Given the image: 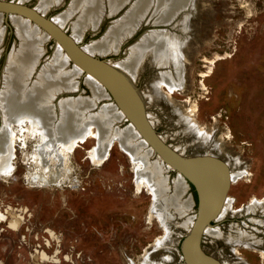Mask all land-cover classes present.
<instances>
[{
  "label": "rangeland",
  "instance_id": "rangeland-1",
  "mask_svg": "<svg viewBox=\"0 0 264 264\" xmlns=\"http://www.w3.org/2000/svg\"><path fill=\"white\" fill-rule=\"evenodd\" d=\"M39 1L25 4L35 7ZM71 1L52 6L46 16L64 13ZM125 11L104 15L97 31L85 30L81 44L101 41ZM154 14L143 22H154ZM12 15L5 12L0 20V79L17 41ZM179 19V25L178 20L170 26L144 23L104 58H125L151 30L180 38V87L170 92L158 78L160 69L148 61L139 69L136 86L154 130L168 145L185 155L210 153L230 166L226 213L209 226L218 235L204 232L199 247L223 264H264V206L249 209L254 201L264 202V0H192ZM74 20L65 27L68 34ZM54 45L53 39L43 45L41 62L54 57ZM77 77L76 93L69 96L91 98V89ZM28 130L25 126L17 133L11 173L0 174V264H186L181 242L187 218L169 212L164 220L154 212L163 202L146 186L138 187L137 162L117 141L98 164L92 158L97 139L91 135L69 151L71 174L62 182L33 183L28 176L38 171L34 155L41 139L26 135L23 141ZM166 175L171 185L177 174L170 170ZM188 183L183 196L192 195L190 214L195 216L199 193ZM239 232L260 242L236 240Z\"/></svg>",
  "mask_w": 264,
  "mask_h": 264
},
{
  "label": "bare ground",
  "instance_id": "bare-ground-1",
  "mask_svg": "<svg viewBox=\"0 0 264 264\" xmlns=\"http://www.w3.org/2000/svg\"><path fill=\"white\" fill-rule=\"evenodd\" d=\"M15 1L24 4L26 0ZM62 2L63 0H40L34 8L46 16V12L52 6H58ZM191 2L192 0H72L64 13H59L51 19L65 30L71 18H74L72 33L69 34L81 44L85 30L89 28L97 31L104 15L110 16L120 9H126L122 18L113 21L117 24L106 31L105 37L102 40L100 38L101 41L82 46L90 55L105 57L108 53L119 49L140 28L145 15L154 14L155 8L158 18L152 22L154 25L159 23L170 26L177 20L179 25L182 11L188 9ZM107 7L109 13L105 11ZM4 14L5 12L0 10V20ZM11 14H13L12 21L18 26L16 31L20 43L13 46L9 52L0 82L2 122L0 174L11 173L14 141L17 140L18 132L25 131V126H28L29 130L24 134L23 141L26 140V135L39 136L41 139L37 154L34 155L38 171L28 176L33 183L52 184L62 182L68 177L71 174L68 154L77 142L86 140L91 135L96 137L97 146L92 151V158L99 164L105 158L112 143L117 141L135 161L134 163L137 162L135 181L138 187L146 186L155 199L163 202L154 207V212L158 211L164 220L169 212H177L187 218L183 223L185 227H182L189 230L195 223L196 214L195 216L190 214L193 208L192 197L183 196L187 190L185 177L176 173V178L171 185L169 184L166 175L170 172L169 166L154 155L153 148L140 135L137 128L128 122L124 127H120V124L125 122V114L113 101L105 85L111 86L118 95H121V103L125 108L137 111L130 94L126 93L124 87L117 86L118 83L112 86L114 79L105 70H103L105 82L87 75L76 58L71 55L69 48L59 43L53 48L54 57L41 62L43 45L52 39L51 35L30 17L18 12ZM1 24L0 46L4 40V28ZM131 50L127 52L125 58L110 61L135 81L139 69L148 61L160 69L158 78L170 92L180 87L182 53L178 36L162 30H151L144 33ZM214 61L210 60L209 63ZM69 65H72V69L68 67ZM171 65L174 67V72L171 71ZM76 75L83 78L91 89V98L69 96L76 93L74 82ZM201 75L205 77L209 74ZM99 100H107L109 104L100 105ZM189 167L194 173L202 195L201 213L203 216L207 215L216 206L224 183V171L220 166L208 161L192 163ZM235 176L236 174L233 177ZM258 206H264V202L254 201L249 209L254 210ZM226 209L222 207L218 219L222 218ZM204 232L218 235L219 231L208 226ZM247 236L248 234L239 232L236 240H243ZM188 259L190 264H213L201 259L193 245H190Z\"/></svg>",
  "mask_w": 264,
  "mask_h": 264
},
{
  "label": "water",
  "instance_id": "water-1",
  "mask_svg": "<svg viewBox=\"0 0 264 264\" xmlns=\"http://www.w3.org/2000/svg\"><path fill=\"white\" fill-rule=\"evenodd\" d=\"M0 10L6 13L18 12L30 17L32 20H34L40 26H42L51 35V38L54 40L55 43L54 46H56L57 43H59L61 46H66L69 48L71 55L76 58L77 62L80 64V66L83 67L84 72L87 75L89 74L97 78V80L105 82L106 77L103 73V70H105L114 79L112 86H116V83H118L119 85L117 86L124 87L126 93L130 94L131 98L133 99V102L137 107V111H133L128 107L125 108L121 103L122 100L121 95H118L114 91V88H112L111 86L105 85L113 101L117 103V105L120 106V108L123 110L125 114V122H128V124H131L132 126L136 127L137 130L140 132V135L153 148L154 155L161 158L163 162L169 166V169L171 171H175L177 174H181L182 176L185 177L187 181L193 183V185L195 186V188L199 193L200 205H199V210L196 214L195 223L192 225V227L189 230L186 229L187 234L185 235L184 239L181 242V250L184 261L186 262V264H190V261L188 259L189 250H190V245H193L195 246L196 252L201 259L207 262H211L213 264H223L217 258L209 254H206L199 247V242L201 240L202 234L204 233V230L208 226H212L211 221L218 220L222 207L226 203L227 192L232 181L229 164L221 160L220 158L211 155L210 153H206L203 155H192V156L185 155L184 151H178L176 148H172L170 145H168L165 142V140L162 137H160L154 130L153 124L149 120V116L146 111L145 96H143L140 89L136 86V81L133 80L126 72L121 70L119 67L115 66L114 63L104 58L103 56H95L88 54V52H86L84 48H82L83 46L82 44L77 43L72 38V36L66 32V30L60 28L56 23H54V21L50 17L41 14L32 6H29L25 3L24 4L18 3L15 0H0ZM144 23L154 25L149 21L142 22V25ZM16 37L18 41L17 34ZM130 38H128L126 41H128ZM17 41L14 43V45L17 44ZM128 49L126 51H128ZM3 70H2L1 78L3 75ZM83 84L89 89V87L85 83ZM0 117H1V110H0ZM204 161L215 163L216 165L220 166L224 171L225 178H224L222 190L218 196L216 206L213 209H211L207 215L203 216L201 213L202 195L197 185L194 173L192 172L189 166L192 163H200Z\"/></svg>",
  "mask_w": 264,
  "mask_h": 264
},
{
  "label": "flooded vegetation",
  "instance_id": "flooded-vegetation-1",
  "mask_svg": "<svg viewBox=\"0 0 264 264\" xmlns=\"http://www.w3.org/2000/svg\"><path fill=\"white\" fill-rule=\"evenodd\" d=\"M186 182H187V190H188V187H189V183H188V181L186 180ZM193 184V183H192ZM191 197H192V195H190ZM192 199H193V197H192ZM193 202H194V200H193ZM248 238V240H251V241H253V242H255V243H258V242H260L259 240H256L255 239V237L253 238L252 236H250V237H245L244 239H247ZM243 239V240H244Z\"/></svg>",
  "mask_w": 264,
  "mask_h": 264
}]
</instances>
